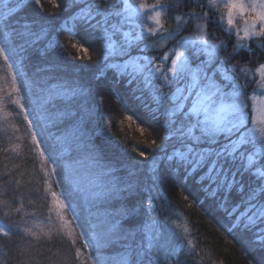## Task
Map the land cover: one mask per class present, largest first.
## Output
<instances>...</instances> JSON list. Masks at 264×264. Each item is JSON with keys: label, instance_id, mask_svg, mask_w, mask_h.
Segmentation results:
<instances>
[{"label": "snow or ice", "instance_id": "snow-or-ice-1", "mask_svg": "<svg viewBox=\"0 0 264 264\" xmlns=\"http://www.w3.org/2000/svg\"><path fill=\"white\" fill-rule=\"evenodd\" d=\"M15 2L16 6L13 7L8 0H3L4 10L0 11V36L3 37L0 41V57L7 64L11 74L9 100L24 113V120L32 130L31 140L34 147L39 148L46 139L53 141L49 155L45 157L43 150L39 155L45 157V164L56 166L51 173L45 167L41 168L45 183L48 184L46 192L51 193L53 200V207L48 209L50 214L46 218L48 230L45 231L44 227L36 224L35 229L24 227L20 235V239L27 246L26 250L33 253L28 258L29 264L36 261V255L43 256V246L38 248L35 245L51 242L54 239L53 232L61 239L67 236L71 246H76L77 241L83 239V247L93 250L95 255H88L80 264H129L127 256L117 261L102 254L106 245L127 240L133 235L120 227L119 220H111L110 213L105 212L101 216L98 211L93 216L89 210L88 217L81 220L73 209V219L80 221L76 227L82 229L75 234L70 222L65 219V201L73 194L79 193L85 197V204H88L91 202V197L88 196L90 191L96 199L104 192L115 195L147 191V220L141 226V232L148 238L147 248L150 250L153 247L152 233L156 227L155 217L152 215V193H156V199H164L159 187L158 171L164 168L175 175L182 186L191 184L204 200L211 201L220 209L223 218L230 225V233L235 230L250 237L248 244L264 247V60L261 59L264 56V0H155L151 5L140 0L138 8H133L129 0H112L111 3L109 0H84L83 4L78 3V0H65L64 7L68 10L66 14L71 17L75 29L83 30L89 35L103 32V63L97 62V79L108 70H113L114 81L122 85L126 83L128 87L125 91L130 93L132 98L141 101L153 120L160 119L156 115L160 107L153 109L149 103L144 102L142 95H136L138 90L142 91L140 85L152 90V97L159 105H163L165 99L174 101L173 110H168L167 106L163 105L165 114L171 117L163 121L167 135L159 144H156L155 140L152 142L155 149L151 170L147 173L150 185L145 188L141 182L134 180L135 173L131 170L127 180H120L115 177V168L101 164L100 157L89 155L87 159L92 167L101 169V177H112L107 184L89 181L92 184L91 189L85 186L84 177L80 172L83 161L65 159L70 151V139H79L80 122L83 119H77L79 110L72 112L71 106L74 101L78 104L79 100L85 99L86 90L67 86L44 87L36 82L28 83L24 79L26 74L23 67L29 62L30 50L37 43L48 42L41 55L48 47L55 48L60 45L58 41L49 39L51 33L43 24L37 30L34 24L21 23L14 17L13 13L21 7L20 0ZM33 2L42 8L41 0ZM105 4L108 6L105 7ZM184 8H188V11H182ZM197 8L200 9L199 12L196 11ZM134 17L141 21L138 25L141 28L139 33L133 27ZM145 18L151 21L153 26L143 24ZM114 19L116 23H112ZM166 19L174 20L175 30L164 28ZM125 24L129 25V31L121 32ZM189 24L193 26L194 35H181L183 31L188 30ZM209 24L215 25L216 30L224 33L227 40L218 37L215 31H207ZM157 33L161 36L166 33V38L179 37L171 52L165 51L160 58L132 55L134 49L146 53L150 48L148 40ZM121 35L123 39L117 45V39ZM233 36L236 41L231 45V52H228V41ZM209 38L212 41L219 40V43L210 42ZM249 41L252 44H249ZM221 51L226 53L223 60L219 55ZM241 52H245L249 57L245 66L225 63L235 59ZM169 61L170 65L165 67ZM13 64L17 65L16 72L12 71ZM252 64L256 66H247ZM18 77L21 84L27 87V95L33 105L31 112H26L24 104L20 102L21 88L17 85ZM157 81L161 83L158 84ZM253 84L255 87L250 98L255 115L251 122L258 126L255 131H246L248 104L245 89ZM165 85L175 87L171 98L164 96L160 91ZM37 87L38 92L34 91ZM2 91L3 89H0V92ZM60 105L64 107L61 108ZM128 119L131 120L132 117L129 116ZM65 125L66 127H62ZM52 129L57 131L53 132ZM139 131L144 132L145 129L140 128ZM38 136L40 140L37 139ZM18 149L19 146L16 145L11 151L19 154ZM139 155L144 157L145 152L140 151ZM5 158L8 159L7 156ZM255 160H258L259 164L255 163ZM50 175L62 177L56 182L57 186L61 183L66 186L60 194L53 191L52 184L48 183ZM5 183H15L19 186L20 181L10 177ZM96 189L101 191L97 193ZM24 195L21 194L17 212L24 207ZM33 203L32 199H28V204ZM53 211L56 215L55 221L51 216ZM135 211V208L128 209L123 206L118 210L122 218L134 214ZM5 216L7 217L8 213H5ZM10 227L13 232L6 230L5 226H0V233L4 236L19 234L18 222L10 221ZM145 228H150L151 231L144 232ZM125 247L134 253L133 264H143L140 256L144 250L143 242L139 250L132 249L130 245ZM48 250L51 251L50 248ZM82 255L81 248L76 247L74 258L69 253L61 261H53L52 257L47 259L49 264H74ZM172 255L176 257L177 264H180L179 254L174 252ZM158 257L159 252L155 258ZM36 264H40V261H36ZM149 264H152V260H149Z\"/></svg>", "mask_w": 264, "mask_h": 264}, {"label": "trees", "instance_id": "trees-1", "mask_svg": "<svg viewBox=\"0 0 264 264\" xmlns=\"http://www.w3.org/2000/svg\"><path fill=\"white\" fill-rule=\"evenodd\" d=\"M97 2H100V0H97ZM111 2L112 0H109V3ZM144 2L151 5L155 3V0H144ZM8 3L13 7L16 6L15 0H8ZM20 3L21 7L17 8V12L13 13V16L19 19L21 23H28V20H31L30 25L34 24L37 30L43 24L51 33L49 37L51 40L54 33L58 32L60 34L57 40L60 47H48L47 51L41 55L48 43L47 41H41L30 50V60L23 67L26 74L24 79L28 83L36 82L39 86L44 87L60 88L67 86L77 90L80 88L86 90L85 99L79 100L78 104L74 101L71 106L72 112L79 110L77 119L79 120L80 117H83V119L80 122L79 139H70L69 141L68 148L70 151L68 156L70 158L68 159L83 161L80 168L86 167L91 170L88 180L94 179L98 183L107 184L112 180V177H101L99 175L101 169L93 168L91 162L87 159L89 155L98 156L101 164L115 168L116 178L127 180L129 170H131L135 173L134 180H138L147 188L150 185L147 173L151 170L152 154L155 149L152 142L155 140L156 144H159L167 135L163 121L171 118L165 114L163 105H166L168 110H173L174 101L165 99L163 105H159V102L154 101L152 97V90L140 85L142 91L138 90L136 95H142L144 102L149 103L153 109L160 107V111L156 112L160 119L153 120L142 106L141 101L132 98L131 94L125 91L128 85L126 83L122 85L114 81L115 73L113 70H108L97 79V62L103 63L102 51L105 47L102 31L98 35H89L83 30L75 29L71 17L66 14L68 10L64 7V0H41L42 8L37 7L33 0H20ZM78 3L83 4L84 1L78 0ZM133 3L134 8H138L140 0H133ZM57 5H60V7H57ZM104 6L107 7L108 5L105 4ZM3 10V0H0V11ZM76 11H79V9H76ZM182 11L187 12L188 8H184ZM196 11L199 12L200 9L197 8ZM172 15L174 16L175 13H172ZM55 17L59 18L57 24L52 22ZM133 21L135 31L139 33L141 28L138 25L141 21L136 20L135 17ZM116 22L115 19L112 21V23ZM142 23L153 26L152 22L146 18ZM164 28L173 31L176 28V23L172 19H166ZM207 28L215 31L221 39L227 40L226 35L216 30L215 25L209 24ZM126 31H129V25L127 24L121 29V32ZM144 31L147 35L146 28ZM67 35L71 39L67 40L65 37ZM181 35H194L193 26L189 24L188 30L183 31ZM74 38L78 39L74 41ZM233 38L228 41V52L232 50ZM113 39H117V37H113ZM122 39V35L119 36L117 45ZM178 39L179 37L175 39L166 38V33L164 36L157 33L156 36L148 40L150 48L146 53L134 49L132 55L134 57L151 55L160 58L165 51L171 52ZM213 42L217 43L219 40ZM141 47L143 46L141 45ZM219 55L223 60L226 53L221 51ZM248 59V55L241 52L235 59L225 61V63H238L240 66H245ZM261 59L264 60V56ZM9 62L11 63V61ZM168 65H170V61L167 62L165 67ZM251 66L255 67L256 65L252 64ZM13 67L16 72L17 65L13 64ZM17 82V85L21 88L20 102L24 104L26 112H31L33 105L29 101L27 87L21 84L19 77ZM157 83L161 82L157 81ZM10 84L11 74L8 71L7 64L1 59L0 89H3V91L0 92V96H2V100H0V121L1 125L12 124V133L6 135V128L4 127L2 132L0 131V226H5L6 230L13 232L10 221H16L20 224V232L10 236H4L3 233H0V264H29L28 258L33 253L26 250L27 246L20 239V235L24 227L35 229L36 224L44 227L45 231L48 230L46 218L50 214L48 209L53 207V200L51 193L46 192L48 184L45 183L44 172L41 171V168L45 167L49 173H51V170L45 164V159L39 155L40 147L36 148L32 144V130L28 128V122L24 120V113L9 100ZM133 87H136V85H133ZM254 87L253 84L245 89L248 116L252 108L250 95L253 93ZM34 91L38 92L39 88H34ZM160 91L164 96L171 98L175 92V87L165 85ZM60 107L63 108L64 105H60ZM129 116L132 117L131 120L128 119ZM29 118L31 119V116ZM249 119H251V116ZM249 119L247 120V122L249 121L248 124L245 123L246 131L251 128L249 126L251 120ZM94 120L95 122L91 123ZM140 128H144L145 131L140 132ZM97 129L102 130L100 139L95 134ZM52 131L57 130L52 129ZM46 143L50 153L53 141L46 139ZM13 145L19 146V154L11 151ZM4 149L9 151L5 152ZM140 151L145 152L144 157L139 155ZM6 156L8 159L5 158ZM254 162L259 164L258 160ZM14 165H19V167H14ZM158 171L159 187L164 199H156V193H152V215L155 217L156 227L152 233L154 237L152 239L153 247L150 250L147 248L148 238L141 232V226L147 220L146 209L149 198L147 191L131 194L125 192L115 195L104 192L99 195L98 199L90 191L88 196L91 197V202L88 204H85L84 196L79 193L73 194L68 199L73 208L66 211L69 219H65L70 222L71 229L75 230L74 234L79 233L82 229L76 227V224L80 221L73 219V209H75V214H79L81 220L88 217L89 210L93 216L98 211L101 216L108 212L111 214V220H119L120 227L125 232L128 231L133 234L127 241L133 246V249L139 250V246L143 242L144 250L140 253L142 259H145L143 264H149V260H152V264H177L176 257L172 255L174 252L179 254L180 264H264V247L258 244H248L250 237L237 233L235 230H233L235 234L230 233L228 231L230 225L223 218L222 211L211 201L204 200L194 186L191 184L182 186L181 181L171 174L167 168ZM255 171L254 168L253 172ZM10 177L13 180H19V186L15 183H5ZM61 178L54 175H50L48 178V183L52 184V190L57 193L61 191L58 190L56 182ZM100 191V189H96L97 193ZM22 193L25 194L23 197L24 207L20 212H17L16 208L20 207ZM28 199H32L34 203L28 204ZM166 204L177 206L181 212V217L185 220L177 235H169L163 230L160 218L163 205ZM122 206L128 209L135 208L136 211L134 214L122 218L118 212ZM213 210L221 212H219L220 215L218 214L216 223L207 216V213ZM5 213H8L7 217ZM51 216L55 221V211L51 213ZM185 228L187 232H185ZM149 231H151L150 228L144 229V232ZM53 237L54 239L47 244L35 245L38 248L43 246L44 249L43 256L36 255V261H40V264H48V257H52L53 261H61L69 253L74 258L76 247L81 248L83 255L79 260L74 261V264H78L81 259H85L88 255H95L91 248L83 247V239L78 240L76 246H71L67 236L61 239L53 232ZM189 241H191L192 248L187 253L185 247L189 245ZM178 243L181 246L180 248L177 247ZM49 248L51 251L48 250ZM104 250H102V254ZM157 252H159L158 259L155 258ZM36 261H31L30 264H36Z\"/></svg>", "mask_w": 264, "mask_h": 264}, {"label": "bare ground", "instance_id": "bare-ground-1", "mask_svg": "<svg viewBox=\"0 0 264 264\" xmlns=\"http://www.w3.org/2000/svg\"><path fill=\"white\" fill-rule=\"evenodd\" d=\"M56 1V0H54ZM65 1V0H64ZM84 1V0H82ZM121 9H122V3H121ZM31 20H28V23L30 24ZM53 24H57L59 22V18L55 17L52 20ZM39 28V27H38ZM66 28H68V26H66ZM60 34L58 32L54 33L52 36V41H57L59 39ZM68 39H71L68 35L65 36ZM73 39V38H72ZM78 38H74V41L77 40ZM97 75V73H96ZM94 121H91V123H94ZM62 127H66L62 126ZM55 130V129H54ZM56 132V131H53ZM95 134L97 135V138L100 139V136L102 134V130L97 129L95 131ZM62 179V178H61ZM60 179V180H61ZM59 180V181H60ZM65 185L64 184H60L58 186V190H60L61 192H63L65 190ZM203 200V199H202ZM220 211H210L209 213H207V216L214 222L216 223L218 220V214ZM161 223H162V227L164 232L168 233L169 235H177L182 223L185 221L184 218L181 217V212L178 209L177 206H172V205H163V212L161 214ZM127 233L132 234L131 232L126 231ZM131 236V235H130ZM129 236V238H130ZM129 239L127 240H121L117 243H113V244H108L105 246V250L103 251V255L105 257H111V258H115L117 261L123 257V256H127L128 257V261L129 264H133V259H134V253L129 252V250L125 247V245H130L131 248L133 249V246L129 243H127ZM178 248H180V244L178 243L177 245ZM192 248L191 244H189L187 247H185V252L189 253L188 251H190V249ZM141 259H142V254H140ZM84 259H81V261H83ZM143 263L145 262V259H142ZM49 264V261L47 262ZM80 264V262L78 263Z\"/></svg>", "mask_w": 264, "mask_h": 264}, {"label": "rangeland", "instance_id": "rangeland-1", "mask_svg": "<svg viewBox=\"0 0 264 264\" xmlns=\"http://www.w3.org/2000/svg\"><path fill=\"white\" fill-rule=\"evenodd\" d=\"M207 31H209V32H213V30H210V29H208L207 28ZM216 35H217V33H216ZM234 38V40H233V43H235V41H236V38H235V36H233ZM210 39V41H211V38H209ZM3 40V38H2V36H0V41H2ZM213 42V41H212ZM217 43H219V42H217ZM249 44H252V42L251 41H249L248 42ZM1 59H3L2 57H0V63H1ZM10 63V62H9ZM247 66H249V67H253V66H251V65H247ZM254 68V67H253ZM14 67L12 68V71L14 72ZM4 71V70H3ZM17 84H18V82H17ZM252 95V94H251ZM251 95H250V97H251ZM251 99V98H250ZM251 103H253L252 101H251ZM252 107V106H251ZM247 112V111H246ZM253 115H255V113L253 112V109L251 108V112L249 113V116L247 115V118H246V120H245V123L247 122V120L249 119V117L251 116V119H249V120H251L252 121V117H253ZM250 121V124H249V126L251 127L250 129L252 130V131H255V129H256V127L258 126V125H253L252 124V122ZM249 122V121H248ZM248 122L246 123V124H248ZM3 127L4 128H6V135H9V134H11L12 133V124H8L7 126L5 125V124H3V125H1V121H0V131L2 132V130H3ZM38 138V140H40V137L38 136L37 137ZM14 146V145H13ZM12 148V147H11ZM55 166V165H54ZM58 171V170H57ZM82 171H83V177H84V184H85V186H87L89 189H91L92 188V184L91 183H89V181H93V182H95V183H98L97 181H95L94 179H92V180H86V178H90V174H89V171H88V168H86V167H84V168H82ZM59 172V171H58ZM58 177H61L60 175H57ZM61 193V192H60ZM59 193V194H60ZM70 208H73L72 207V205H71V203L69 202V200L67 199L66 201H65V208H64V214H65V218L68 220L69 218H68V214L66 213V211L68 210V209H70Z\"/></svg>", "mask_w": 264, "mask_h": 264}, {"label": "water", "instance_id": "water-1", "mask_svg": "<svg viewBox=\"0 0 264 264\" xmlns=\"http://www.w3.org/2000/svg\"><path fill=\"white\" fill-rule=\"evenodd\" d=\"M129 4L133 7V4H132V1L131 0H129ZM123 6V5H122Z\"/></svg>", "mask_w": 264, "mask_h": 264}]
</instances>
